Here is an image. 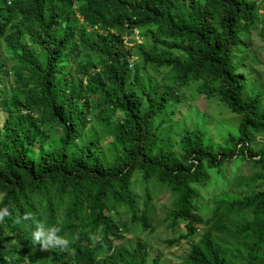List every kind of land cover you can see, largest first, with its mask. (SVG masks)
<instances>
[{
  "label": "trees",
  "instance_id": "1",
  "mask_svg": "<svg viewBox=\"0 0 264 264\" xmlns=\"http://www.w3.org/2000/svg\"><path fill=\"white\" fill-rule=\"evenodd\" d=\"M76 14L86 31L76 29ZM255 24L264 42V0H0V208L13 217L31 212L47 226L62 217L60 234L73 242L53 250L59 263L168 264L139 240L120 244L128 224L153 231L151 181L171 197L167 228L184 231L167 246L204 224L178 264H264V146L253 140L264 134V89L245 94L233 63ZM141 30L145 46L131 38ZM146 66L167 67L160 91ZM190 83L240 119L221 142L182 129L175 151L158 130L170 95ZM90 120L97 140L83 136ZM234 158L257 168L239 180L249 191L218 197L203 220L197 188L208 170ZM136 172L140 203L131 188ZM33 230L31 221L0 224V264H41Z\"/></svg>",
  "mask_w": 264,
  "mask_h": 264
},
{
  "label": "rangeland",
  "instance_id": "2",
  "mask_svg": "<svg viewBox=\"0 0 264 264\" xmlns=\"http://www.w3.org/2000/svg\"><path fill=\"white\" fill-rule=\"evenodd\" d=\"M255 1L260 2V0ZM75 17L77 19L73 21V23L76 29L86 31L87 27L84 26L81 28L83 23L80 22L77 14ZM64 19L65 17L61 18L59 21L62 22ZM258 27L259 24L247 27L246 40L243 42L246 46L245 49L242 52L233 54V63L237 66L236 71L246 78L245 94L264 89V42L260 37ZM150 29H152V27H150ZM131 38L135 43L143 46L149 42V36L143 33L142 30L140 32H134ZM84 54V52H80L77 55L78 61H80ZM166 54L176 55L182 58V53L174 49L166 50ZM94 59L95 58H93V60ZM4 66L8 69L9 62L7 60L4 62ZM75 67L76 64H73L62 67V70H71L72 72ZM166 70L167 67L155 68L146 66V76L156 81L158 91L161 89L160 84L165 83L164 80L161 79V76ZM139 73H141V70H139ZM11 77V74L8 73L7 76L4 77V82L10 80ZM90 99V102L93 103L92 100H94V97L91 96ZM261 106L264 107V99L261 102ZM90 111L94 113L93 109H90ZM164 114L162 120L161 116L158 117V121H162L158 131L162 136L167 137L166 143L172 146V149L175 151L179 150L178 139L182 134V129L197 128L203 132L205 137H208L213 142H221V139L225 137L227 132H234L240 119L239 115L230 113L216 98L207 96L204 92H198L195 89V84L192 83L175 89L169 97ZM3 116L4 112L0 110V124ZM95 125L96 122L90 120L85 128L82 129L83 136L97 140L99 137ZM253 140L256 145L264 146V134L255 137ZM98 142L102 143L98 150L106 154L107 146L103 144L102 140ZM256 170V167L251 166L247 161L241 158H234L233 160L223 163L219 167V171L208 170L209 177L207 181L197 188L196 205L198 206V210L196 212L204 220L208 218L210 210L218 197L231 198L248 193L249 189L244 184H240L239 180L241 176L254 175ZM260 181L261 179L257 180L254 184L251 182L250 185L253 184L257 186L260 184ZM131 188L134 193L138 195L137 202L140 203L143 195V187L140 184V175L137 172L131 177ZM148 190L151 195L148 217L153 231H141L137 225L128 224L123 234L124 238L120 244L129 248L134 245L136 240H139L146 245L149 252L158 253V263L178 264L182 257L186 255L189 249V243L194 242L202 232L204 224L201 223L198 230L189 239H180L178 242L167 246L164 243L165 239L176 237L184 232L181 228L182 224H179L175 233H172L166 226L164 214L168 211L169 202L171 200L166 188L149 181ZM105 254L106 251L103 248L97 250L99 258L103 257ZM54 255L55 253L53 250H43V257L40 263L62 264L59 263L58 260H55ZM150 258L151 257L148 258V261ZM63 264L72 263L66 262Z\"/></svg>",
  "mask_w": 264,
  "mask_h": 264
},
{
  "label": "clouds",
  "instance_id": "3",
  "mask_svg": "<svg viewBox=\"0 0 264 264\" xmlns=\"http://www.w3.org/2000/svg\"><path fill=\"white\" fill-rule=\"evenodd\" d=\"M6 218L12 219L15 224L31 221L34 226V230L31 233L33 245H39L42 250H70V245L73 241H70L66 236L60 234V225L64 222L62 217L57 218L55 225L47 226L43 220L38 219L31 212H26L23 216L13 217L10 208L8 206H4L0 208V224H4L6 222ZM72 251L74 252V249H72Z\"/></svg>",
  "mask_w": 264,
  "mask_h": 264
}]
</instances>
